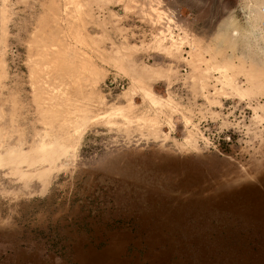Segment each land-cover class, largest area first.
Returning a JSON list of instances; mask_svg holds the SVG:
<instances>
[{
	"label": "rangeland",
	"instance_id": "rangeland-1",
	"mask_svg": "<svg viewBox=\"0 0 264 264\" xmlns=\"http://www.w3.org/2000/svg\"><path fill=\"white\" fill-rule=\"evenodd\" d=\"M0 264H264V0H0Z\"/></svg>",
	"mask_w": 264,
	"mask_h": 264
}]
</instances>
